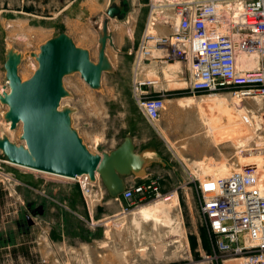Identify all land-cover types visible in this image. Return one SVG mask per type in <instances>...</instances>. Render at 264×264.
Listing matches in <instances>:
<instances>
[{"label": "rangeland", "instance_id": "rangeland-1", "mask_svg": "<svg viewBox=\"0 0 264 264\" xmlns=\"http://www.w3.org/2000/svg\"><path fill=\"white\" fill-rule=\"evenodd\" d=\"M121 1L129 4L125 17H109L108 7L113 3L120 5ZM176 1L179 0H0V94L10 90L5 68L9 49L22 54L18 69L25 81L39 66L34 53L62 32L88 49L91 59L98 62L100 32L108 19L112 41L108 40L106 53L113 70L103 73L97 89L79 72L66 75L64 87L69 94L61 106L72 109V127L93 153L114 149L128 134L139 140V147L143 139L158 144L171 166L152 169L160 178L161 191L174 193L172 202H133L120 196L107 213L99 204L108 196L102 188L99 192L95 188L87 196L77 191L81 187L76 180L15 165L0 149V264H246L244 259L214 251L200 210L199 185L207 176L206 167L202 166L225 160L212 142L209 152L202 141L197 142L195 135L206 134L198 108H187L181 101L190 97L205 100L209 94L193 93L189 77H176L173 70L171 73L166 69L159 76L145 61L138 64L139 46L150 21L173 17ZM219 1L227 8H235L244 0ZM154 30L160 34L172 32V28L161 25ZM175 64L177 67L181 62ZM136 77L159 79L151 96H160V88L165 90L166 109L158 121L151 122L138 105ZM219 94L228 97V108H232L234 100L230 94ZM241 103L251 126L239 125L232 139L219 145L228 164L221 175L253 164L264 176V97L247 98ZM8 109L0 99V138L7 136L17 145H25L23 123L11 129L5 117ZM186 119H199L200 125L191 130L186 126L178 128L176 124ZM223 128L219 129V136L222 131L226 133L227 127ZM247 136L251 137L245 150L238 149L237 140ZM71 187L73 192H68ZM83 195L91 204L98 203L94 215L88 210L82 216L74 213L73 206L86 199ZM55 201L64 205L63 212L50 211L49 206ZM158 202L171 207L172 222L168 225L164 220V224H156L137 214L141 207ZM40 207L44 209L43 221L37 220L38 212L33 215ZM29 215L33 225L28 223Z\"/></svg>", "mask_w": 264, "mask_h": 264}, {"label": "built area", "instance_id": "built-area-1", "mask_svg": "<svg viewBox=\"0 0 264 264\" xmlns=\"http://www.w3.org/2000/svg\"><path fill=\"white\" fill-rule=\"evenodd\" d=\"M174 16L150 21L138 50V64L152 58L188 62L190 89L209 95L229 93L234 102L264 97V0H244L225 7L219 0H179ZM172 28L160 34L155 26ZM240 55L259 57V66L243 68ZM158 79H134L135 98L145 116L158 121L166 102L151 96ZM89 196L97 183L88 175L77 176ZM159 176L146 182L128 183L121 197L127 201L163 199ZM201 214L216 253L264 264V184L255 165H244L226 175L208 176L200 182Z\"/></svg>", "mask_w": 264, "mask_h": 264}, {"label": "water", "instance_id": "water-1", "mask_svg": "<svg viewBox=\"0 0 264 264\" xmlns=\"http://www.w3.org/2000/svg\"><path fill=\"white\" fill-rule=\"evenodd\" d=\"M128 10L129 4L121 1L120 5L111 4L107 15L122 19ZM107 21L100 32L98 62L91 59L88 49L62 32L34 53L39 66L30 79L23 81L18 69L22 54L8 50L5 68L10 90L0 94V99L9 106L5 117L10 128L23 123L22 139L26 144L17 145L4 136L0 138V149L15 165L72 179L88 175L92 182H101L110 197L118 199L127 189L128 177L148 175V168L154 163L152 151H137L133 136L128 134L114 149L93 153L72 127V109L61 106L62 99L69 94L64 87L66 75L79 72L97 89L101 87L103 73L113 70L106 53L107 42L112 38ZM38 213H44L43 207ZM28 223L34 224L30 215Z\"/></svg>", "mask_w": 264, "mask_h": 264}, {"label": "bare ground", "instance_id": "bare-ground-1", "mask_svg": "<svg viewBox=\"0 0 264 264\" xmlns=\"http://www.w3.org/2000/svg\"><path fill=\"white\" fill-rule=\"evenodd\" d=\"M237 6H241V2H239L237 4ZM238 61H239V65L243 68H249L250 69V68H255V67L259 66V57L256 55H252V56L240 55L238 57ZM172 65H174V64H171V67H174ZM22 80L25 81L24 79H22ZM181 103L183 105L189 106L187 108H194V107H191L193 105L197 106V108H198V112H199L198 116L200 119H202V124L204 125V127L206 129V132H205L206 134L195 135L194 137L197 140V142H198V140H200L204 143L203 148L205 149L206 152L210 151L209 145L212 142L213 144H215L216 148L218 147L219 155L220 154L223 155L222 159L225 160V162H220V163H218L216 161H210L207 164L205 163L202 166V168L206 167V172H205L207 174L206 177L224 174L221 172L226 167V165L228 166L227 161H226L227 158L224 155V152L222 151V149L219 147V145L224 144V143L226 144L227 142H229V141L225 142V140H231L232 139L234 133L238 131L239 125L245 123V124L251 126V119L247 116L246 108L243 107V104L241 102H234V105L232 106V108L229 109L228 107H229L230 103H229L228 97L221 95V94H213L211 96L208 95V98L205 100H197L195 98L190 97V98H187L185 100H182ZM208 107L211 110H209ZM199 123H200L199 119H196V120L186 119V120H184V122H179L176 125L178 128L179 127L181 128V126H183V127L186 126V127H188L187 130H191L192 128L196 129L200 125ZM223 127H225V128L227 127V129L225 130V128H223ZM220 128H223L222 130H225V132H226V133H224V131L221 130L222 131V133H220L221 137L219 136V129ZM250 137L247 136L243 140L238 139L236 144H235L237 146V148L241 149V150H243V149L245 150L246 145L250 141ZM256 168H257V166H256ZM257 170L259 171L258 168H257ZM259 175L261 177V181L264 182L263 173L259 171ZM58 176H60V175H58ZM62 177H65V176H62ZM65 178H70V177H65ZM169 203H168V205H169ZM170 206H172V205L170 204ZM137 214L139 216H141V218H143V219L153 220L156 224L163 223V220H164V223H166V224H167V222L168 223L172 222V220H171L172 219L171 218V207L167 206V204H165V202H158L156 204L143 206L138 210ZM230 263H232V262H230ZM234 264H236V263H234Z\"/></svg>", "mask_w": 264, "mask_h": 264}, {"label": "crops", "instance_id": "crops-1", "mask_svg": "<svg viewBox=\"0 0 264 264\" xmlns=\"http://www.w3.org/2000/svg\"><path fill=\"white\" fill-rule=\"evenodd\" d=\"M145 62L144 63L147 64L146 66L147 67L149 66L150 68H152V70H154V73H157L159 76H162V74L164 75L166 69H168V71H170L171 73H172V70L175 71V75L176 74H177V76L180 75V78H186V77L188 78L189 77V67H190V65H189L188 62L178 61V62H181V64L179 65L180 67L179 66L175 67L176 66L175 62H177V61H175V62H171V61H161L159 59L152 58V59L147 60ZM171 64H174V65H172L174 67H171ZM143 72L145 74V71H143ZM140 78L148 79V78H144V77H140ZM157 85L155 87H157ZM159 92H160L159 95H163L164 96L163 93H165V90L163 88H160L159 89ZM141 141L143 143H141V147H139L140 146L139 140L134 139V143H135V145L137 147V151H139V152L142 151L143 152V151H147V150L149 151V150H151L152 152H150V156L154 160V163H153V165L151 167L148 168V175L146 177H144V178H138V177H135V176H130V177L127 178L128 183L146 182L148 179H150L151 177L155 176V173L156 172L153 171L152 168H155L157 166H160V167H163V168H167V167L171 166V163H167V161H165V159L163 157V154L161 152L162 149L160 148V146L158 144H156V143H146L145 142L146 139H143ZM152 147H154V148H152ZM107 151H109V150H107ZM172 168L174 169V166H172ZM95 188H98L97 190L95 189L98 192L102 188L103 192H105L108 195L107 198H106V200L104 201V203H99V204H101V207H103V208H105L106 210L109 211V212L107 211V213H110V211H112L113 210V207H114L113 206L114 198H112V197L109 196L106 188L104 187V185L101 182L97 183V186ZM71 191L73 192V187H71L68 192H71ZM77 191L83 193L81 189H79ZM84 198H86V197L84 196ZM35 203L38 204V202H35ZM49 207H51L50 211H52V212L55 209H58L59 211L63 212V209H65L64 208V205H62V204H60V203H58L56 201L55 202H51V204H50ZM97 208H98V203L96 205H93V204H91L90 200L86 198L83 201L82 200H79L73 206L72 209H73V211H74L75 214H77L79 216H82L87 210H88V213L89 214L94 215L95 212H96L95 210H97ZM36 216H37V220L43 221V218L45 217V214H42V215L41 214H38ZM27 232L29 233V231H27Z\"/></svg>", "mask_w": 264, "mask_h": 264}, {"label": "flooded vegetation", "instance_id": "flooded-vegetation-1", "mask_svg": "<svg viewBox=\"0 0 264 264\" xmlns=\"http://www.w3.org/2000/svg\"><path fill=\"white\" fill-rule=\"evenodd\" d=\"M39 209H40V208H38V210H36V212H39ZM27 231H29V230H27Z\"/></svg>", "mask_w": 264, "mask_h": 264}]
</instances>
